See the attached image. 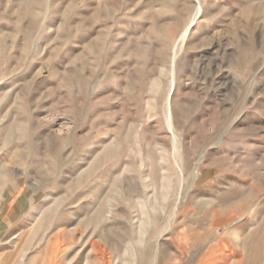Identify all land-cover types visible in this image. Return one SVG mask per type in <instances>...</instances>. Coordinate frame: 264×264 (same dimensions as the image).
Listing matches in <instances>:
<instances>
[{"label":"rangeland","instance_id":"1","mask_svg":"<svg viewBox=\"0 0 264 264\" xmlns=\"http://www.w3.org/2000/svg\"><path fill=\"white\" fill-rule=\"evenodd\" d=\"M0 264H264V0H0Z\"/></svg>","mask_w":264,"mask_h":264},{"label":"bare ground","instance_id":"2","mask_svg":"<svg viewBox=\"0 0 264 264\" xmlns=\"http://www.w3.org/2000/svg\"><path fill=\"white\" fill-rule=\"evenodd\" d=\"M188 31H189V27L184 31V33L180 36V38H179V42H182L183 41V39L185 38V36H186V34L188 33ZM174 61V60H173ZM197 164V163H196ZM195 164V165H196Z\"/></svg>","mask_w":264,"mask_h":264}]
</instances>
